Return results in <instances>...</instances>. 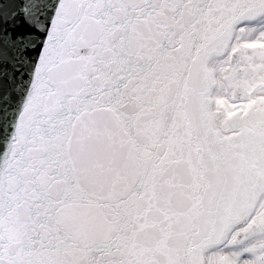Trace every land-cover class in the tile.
<instances>
[{
  "label": "snow or ice",
  "instance_id": "obj_1",
  "mask_svg": "<svg viewBox=\"0 0 264 264\" xmlns=\"http://www.w3.org/2000/svg\"><path fill=\"white\" fill-rule=\"evenodd\" d=\"M0 264H264V0H0Z\"/></svg>",
  "mask_w": 264,
  "mask_h": 264
}]
</instances>
